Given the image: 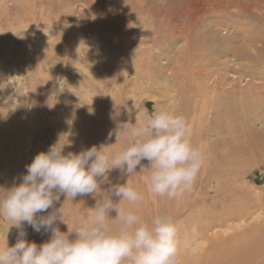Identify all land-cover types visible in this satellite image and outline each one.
Listing matches in <instances>:
<instances>
[{
	"label": "rangeland",
	"instance_id": "1",
	"mask_svg": "<svg viewBox=\"0 0 264 264\" xmlns=\"http://www.w3.org/2000/svg\"><path fill=\"white\" fill-rule=\"evenodd\" d=\"M213 48L234 54L213 55ZM238 48L244 56H238ZM220 88L235 93L232 112L208 111L215 97L203 106ZM160 106L187 119L193 144L205 154L192 187V195L201 189L207 198L204 206L184 205L178 211V196L168 203H175L174 211L182 213L172 215L176 225L184 224L178 228L174 264H186L189 259L191 264L200 260L204 264L200 258L210 242L193 235L191 227L207 226L218 216L226 218V206L213 205L220 202L219 196L232 206V212L246 215L245 223L232 219L229 225L216 226L209 230L208 241L216 234L228 235L229 226L240 232L264 229V0H0V165L3 158L17 160L7 149L6 138L11 139L19 125L29 138L28 123L38 119L30 145L22 148L15 179L1 176L0 166V188L20 183L35 154L46 151L59 137L71 143L65 152L115 143L119 123H139ZM109 132L113 133L110 141L106 140ZM120 143L123 138L110 147L119 148ZM142 164L145 167H138L132 176L113 170L109 179L113 185L128 181L141 192L143 200L136 211L149 220L156 212L148 162ZM213 180L217 187L209 188L207 183ZM109 187L101 185L102 191ZM90 196L85 197L91 203L78 196L75 204H64L75 212L83 202L84 207L95 204L96 197ZM158 198L164 208L168 198ZM63 200L61 196L56 207ZM125 206L127 202H121ZM75 219V215L68 217V226ZM10 223L0 218V242ZM63 225L58 222L59 227ZM25 228L26 239L38 245L49 238V233ZM17 233L10 227L9 246L15 244ZM181 235L192 239L181 242Z\"/></svg>",
	"mask_w": 264,
	"mask_h": 264
},
{
	"label": "clouds",
	"instance_id": "2",
	"mask_svg": "<svg viewBox=\"0 0 264 264\" xmlns=\"http://www.w3.org/2000/svg\"><path fill=\"white\" fill-rule=\"evenodd\" d=\"M112 135L109 132L106 140ZM122 138L119 148L110 147ZM66 146L71 143L59 137L35 154L20 183L0 188V218L12 222L0 242V264H174L179 230L173 218L157 213L143 219L136 211L141 192L128 181L111 184L109 174L118 170L132 176L146 160L153 195L172 199L190 190L205 154L193 144L187 119L160 106L139 123H119L115 143L93 144L79 152H65ZM105 183L110 187L102 191ZM87 195L96 197L94 206L82 203L74 212L64 204ZM61 196L63 203L56 207ZM113 211L115 216L110 215ZM72 215L76 219L69 227L66 219ZM58 222L67 230L61 231ZM25 225L49 233V238L39 245L27 240ZM13 226L18 233L9 246L6 237Z\"/></svg>",
	"mask_w": 264,
	"mask_h": 264
},
{
	"label": "bare ground",
	"instance_id": "3",
	"mask_svg": "<svg viewBox=\"0 0 264 264\" xmlns=\"http://www.w3.org/2000/svg\"><path fill=\"white\" fill-rule=\"evenodd\" d=\"M194 23V22H193ZM194 25H195V23H194ZM192 30V29H191ZM239 31V30H238ZM263 33V32H262ZM255 35V34H254ZM252 36V35H251ZM259 36V35H258ZM252 38H253V36H252ZM261 38V37H260ZM234 39V38H233ZM254 39V38H253ZM216 40V39H215ZM212 44V43H211ZM220 44V43H219ZM232 44V43H231ZM200 47H202L203 45L202 44H198ZM208 45V44H207ZM241 45H243V44H241ZM213 46V45H212ZM220 46V45H219ZM225 47H226V45H225ZM236 47V46H235ZM244 47V46H243ZM242 48V47H241ZM241 48H238L237 49V51L239 52L238 53V56H244L243 55V53H242V49ZM213 49H215V48H213ZM218 49V48H217ZM217 49H215V50H213L214 52L212 53L211 52V54H213V55H223V56H226L227 54H234V53H230V49H221V48H219L220 50H217ZM232 51V50H231ZM235 51V50H234ZM209 52V51H208ZM236 53V52H235ZM257 55H258V53H257ZM238 56H236V57H238ZM256 56V55H255ZM258 57V56H257ZM263 57V56H262ZM211 59V58H210ZM210 59H208V60H210ZM260 59V58H259ZM235 60H237V59H235ZM262 60V59H261ZM246 61V60H245ZM248 61V60H247ZM235 62V61H234ZM212 64V63H211ZM249 64V63H248ZM212 65H214V64H212ZM248 67V66H247ZM239 91V90H238ZM241 91V90H240ZM232 92V91H231ZM234 92H232V95L228 92V90H224V89H219L218 90V93L216 92V93H214V94H211V96H210V98H207L206 100L208 101L206 104H203V106H207V104L209 105V102H211L212 101V98H214L215 97V99H217V101L216 100H214V102H213V104H212V106H210L209 108H207L208 109V111H213V110H215L216 111V113H218V112H220V109L221 108H224V111L225 112H232L230 109H231V107H233V105L234 104H236V102L234 101ZM259 94V93H258ZM218 95H219V97H218ZM240 97H242L243 95H242V93L239 95ZM31 97V96H30ZM216 97H218V98H216ZM249 97V96H248ZM22 99V98H21ZM241 99V98H240ZM255 100V99H254ZM5 102V101H4ZM29 102H31V101H29ZM240 103H242L243 102V99H241L240 101H239ZM238 102V103H239ZM260 102V101H259ZM27 104V103H26ZM30 103H28V105H29ZM25 106V105H24ZM30 107V106H29ZM27 109V108H26ZM33 109H35V108H33ZM66 109V108H65ZM24 110V109H23ZM22 110V111H23ZM28 110V109H27ZM26 110V111H27ZM30 110H32V109H30ZM29 110V111H30ZM12 111V110H11ZM26 111H24V112H26ZM28 111V112H29ZM36 111V110H35ZM34 111V112H35ZM21 112V111H20ZM32 112H33V110H32ZM1 113V112H0ZM30 115V114H29ZM28 115V116H29ZM213 115H216V114H213ZM24 117V116H23ZM38 119L37 118H35V120L32 122V123H28V134H29V138H26L25 137V131H24V129H23V126H21V125H19L18 126V129L16 130V132L13 134V136H11L12 138L11 139H8V138H6V143L9 141V143H8V146H9V148H7V146H6V148L8 149V151L10 150L11 152L13 151L14 152V157L15 158H17V160L15 161V160H13V162H11V160L8 162L7 161V159L6 158H3L2 159V164L0 165L2 168H3V174L1 175V176H7L6 178L7 179H9L10 177H11V175H12V180H14V178H15V175L14 174H16L18 171H19V169H20V161H21V157H22V148L24 147V145L25 144H28V143H30V136H32V130L33 131H35V132H37V130H38V121H37ZM37 124V125H36ZM35 125V126H34ZM35 135V134H34ZM33 137H36V139H37V137H38V134H36L35 136H33ZM35 140V139H34ZM246 142V141H245ZM28 145H30V144H28ZM261 145V144H260ZM32 148H36V147H32ZM261 149V148H260ZM68 150H70V149H68ZM262 150V149H261ZM34 152H35V149H34ZM262 153V152H261ZM263 154V153H262ZM29 155H31V153L29 152V154H28V156L27 157H29V160H30V156ZM115 171V170H114ZM16 172V173H15ZM21 173V172H20ZM0 176V177H1ZM205 176H207V175H204V174H201V176L200 177H205ZM11 180V181H12ZM145 181V180H144ZM143 181V182H144ZM199 181V180H198ZM205 181H203V183H204ZM208 184V187L210 188L211 186H214V187H217L216 185H215V183H214V180L212 181V182H210L209 181V183H207ZM137 185V184H136ZM193 185L195 186V184L193 183ZM221 185H224V182H223V184H221ZM193 187V186H192ZM192 187H191V189L190 190H185V191H182V192H180L177 196L179 197V199H181V202L180 201H178V203H177V207H176V209H178V207H180V206H189V205H197L198 206V203H199V205L200 206H204V200H205V198L206 197H204V195H203V192H201V189H199L198 190V192H196L195 194H193L192 195V193H193V190H192ZM143 188V187H142ZM199 188V187H198ZM7 190V189H6ZM197 190V189H196ZM206 190V189H205ZM207 193V192H206ZM191 195L194 197V199H191ZM88 196V195H87ZM92 196V195H91ZM91 196L89 197V198H91ZM209 196V195H208ZM85 197V196H84ZM183 197H185L186 198V200L183 198ZM219 197H221L220 198V202H213V205L215 204V205H219V204H222V205H225L228 209H226V207H225V210H224V212L226 211V218H220L219 216H218V218L217 217H215V218H213L212 219V222L211 223H209L207 226H195V227H193L192 226V224H191V222H190V224H189V227H191V230H192V233H193V235H197V236H199V237H201L202 238V240H207V242H210L209 244H207V247L205 248L206 250H204L205 251V255L203 254V250H202V253H201V255L203 256L202 258H200V259H203V262H204V264H264V229H256V230H252V231H247V230H245V229H243V227H242V231L240 232V231H238V230H236L235 228H233V227H231V226H229L228 228L229 229H231L230 231H232V232H230L228 235H225V236H222L221 234H216V238H213V239H211L210 241H208V238H209V236H208V232H209V230L210 229H212V228H215L216 226H221V225H224V224H226V225H229L230 224V222H232V219H237V221H242V222H244V220H245V218H246V215L245 214H243L242 212H237V213H234V212H232V206H230V205H227V204H225L224 203V201H222V200H224V198H223V196H219ZM88 198V197H87ZM86 197L84 198L85 199V203H87L86 202V199H87ZM150 198H152L151 200L153 201V202H151L152 203V209L154 210V212H156V214L157 213H161V214H167V215H169L170 217H172V215L175 213V214H177L175 211H174V208L175 207H173L174 206V204H168V203H171V199H170V201H169V199H167V200H165L166 202H164V203H166V206L163 208V206H162V204L160 203V201L162 200V199H159L158 198V196H155V195H153V193L151 192V194H150ZM214 199L215 198H218V194H216L214 197H213ZM258 198V197H257ZM146 199V198H145ZM165 199V198H164ZM207 199V198H206ZM212 199V198H211ZM259 199V201H260V199H262L261 197L260 198H258ZM88 200V202L89 203H91L90 201H91V199L89 200V199H87ZM172 201H174V199L172 200ZM95 202V201H94ZM175 202V201H174ZM261 202V201H260ZM85 203L83 202V204L85 205ZM87 204L88 206L90 205V204ZM211 203V202H210ZM70 204V203H69ZM82 204V203H81ZM92 204H93V202H92ZM150 204V203H149ZM148 205V204H147ZM165 205V204H164ZM210 205V204H209ZM212 205V206H213ZM81 206V205H80ZM87 206V207H88ZM94 206V205H93ZM72 207H73V205H72ZM89 207H92V206H89ZM126 207V206H125ZM128 207V206H127ZM126 207V208H127ZM208 207V206H207ZM74 208V207H73ZM81 208V207H80ZM143 207H141V209H142ZM200 208V207H199ZM198 208V209H199ZM148 209V208H147ZM202 209V208H201ZM200 209V210H201ZM180 210H182V208L180 207V209L178 210V211H180ZM239 210V209H238ZM144 211H145V209H144ZM192 211V210H191ZM191 211H189V212H191ZM153 212V213H154ZM193 212V211H192ZM143 213V212H142ZM141 212H139V215L141 214V215H143ZM196 213V212H195ZM207 213V212H206ZM112 214V213H111ZM138 214V213H137ZM182 213H179V214H177V215H181ZM148 215V214H147ZM155 215V214H154ZM115 216V215H114ZM175 216V215H174ZM187 218H189V217H187ZM149 219V218H148ZM191 219V218H190ZM189 220V219H188ZM193 222V221H192ZM185 223V222H184ZM188 223V222H187ZM187 223H185V224H187ZM245 223V222H244ZM61 225V224H60ZM181 225V224H180ZM184 224L182 223V225L181 226H177L178 228H180V227H182ZM65 227H67V225L66 226H60V229H61V231H66V228ZM70 227V226H69ZM188 227V225H187V228H189ZM183 228V227H182ZM182 228H180V230L182 229ZM185 228V227H184ZM186 228V229H187ZM209 228V229H208ZM193 229H195V232H193ZM179 230V231H180ZM188 230V229H187ZM183 231V230H182ZM182 231H181V233H182ZM32 232V231H31ZM34 233V232H33ZM32 233V234H33ZM179 233V232H178ZM184 233H186L185 231H184ZM41 234V233H40ZM188 235V234H187ZM186 235V237L184 238L183 236L184 235H181V237H183L184 239L182 240V239H179V240H182L181 242H183L184 241V243H186L187 241V239L191 236V235H189V236H187ZM46 236V235H45ZM48 237V236H47ZM179 237V236H178ZM16 238V237H15ZM43 238H44V236H43ZM34 239V238H33ZM190 239H192V236L190 237ZM189 239V240H190ZM46 240V239H45ZM206 240H205V242L204 243H206ZM32 241H34V240H32ZM43 241H44V239H43ZM41 242V241H40ZM180 242V241H179ZM205 246V245H204ZM198 255V254H197ZM199 255H200V253H199ZM186 256V255H185ZM189 257H191V256H189ZM199 258H198V260H199ZM186 259V258H185ZM190 260V259H189ZM187 260V261H185V263L186 264H191L192 263V260ZM197 259H196V261H198ZM184 261H182V263L184 262ZM193 261H195V260H193ZM202 260H200L199 261V263L197 262V264H200V262H201ZM190 262V263H189ZM193 264H195V263H193Z\"/></svg>",
	"mask_w": 264,
	"mask_h": 264
}]
</instances>
